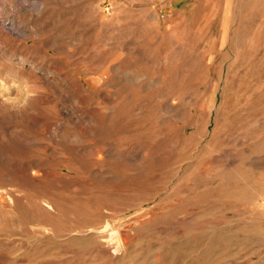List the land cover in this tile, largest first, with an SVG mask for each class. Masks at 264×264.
Segmentation results:
<instances>
[{
	"label": "rangeland",
	"instance_id": "374dc122",
	"mask_svg": "<svg viewBox=\"0 0 264 264\" xmlns=\"http://www.w3.org/2000/svg\"><path fill=\"white\" fill-rule=\"evenodd\" d=\"M0 264H264V0H0Z\"/></svg>",
	"mask_w": 264,
	"mask_h": 264
}]
</instances>
